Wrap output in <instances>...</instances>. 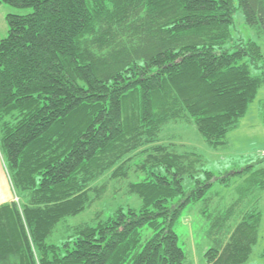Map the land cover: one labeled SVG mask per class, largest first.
<instances>
[{
  "label": "trees",
  "instance_id": "16d2710c",
  "mask_svg": "<svg viewBox=\"0 0 264 264\" xmlns=\"http://www.w3.org/2000/svg\"><path fill=\"white\" fill-rule=\"evenodd\" d=\"M0 1L27 10L0 40V150L18 198L0 206V264H187L175 224L231 175L161 134L186 122L217 148L240 125L264 54L232 25L240 10L264 34V0ZM252 169L234 172L244 194L264 189ZM131 171L135 201L72 223L102 198L98 181ZM210 207L207 264H246L261 211L241 195Z\"/></svg>",
  "mask_w": 264,
  "mask_h": 264
},
{
  "label": "rangeland",
  "instance_id": "374dc122",
  "mask_svg": "<svg viewBox=\"0 0 264 264\" xmlns=\"http://www.w3.org/2000/svg\"><path fill=\"white\" fill-rule=\"evenodd\" d=\"M25 12H27L26 9L16 8L0 1V40L8 34L7 15L9 13L22 14ZM232 30L236 39L244 38L256 41L264 54V34L259 35L256 29L248 26L240 10L235 13ZM1 134L0 126V138ZM161 139L165 143H175L180 149L195 150L201 155L205 168L212 171L216 176H222L226 173L231 175L228 181L214 184L209 194L211 197L210 202L201 201L188 206L176 222L174 229L179 235L180 246L186 252V263L207 264L204 254L212 246V242L208 235L209 220L203 213L205 204L211 206L210 210L216 206L224 208L231 205L241 195L243 206L256 207L263 216L260 239L254 246L251 258L246 264H264V189L251 190L252 192H250L254 193L253 195L250 193L244 194V191H241V186L244 183L245 175L234 173L235 171H241L247 165L253 166L252 171L264 170V85L260 87L255 99L250 103L240 125L228 133L225 144L217 148L212 147L193 124L190 125L186 122L166 126L161 134ZM4 169L9 182L12 184L5 164ZM131 180H138L133 171L130 172L129 178L122 181L109 180L108 177L98 181L95 186L105 190L102 198L96 200L83 215L71 218L72 223L81 219H93L98 212L102 211L101 214H105L120 204L135 201L137 198L129 195L127 190V185ZM191 182L186 178L184 186L187 190L191 187ZM18 194L20 193L18 192ZM14 197H16V194ZM209 209H207V212L210 211Z\"/></svg>",
  "mask_w": 264,
  "mask_h": 264
},
{
  "label": "crops",
  "instance_id": "0c3cea01",
  "mask_svg": "<svg viewBox=\"0 0 264 264\" xmlns=\"http://www.w3.org/2000/svg\"><path fill=\"white\" fill-rule=\"evenodd\" d=\"M14 199V192L4 169V159L0 150V206Z\"/></svg>",
  "mask_w": 264,
  "mask_h": 264
},
{
  "label": "built area",
  "instance_id": "2783aa9c",
  "mask_svg": "<svg viewBox=\"0 0 264 264\" xmlns=\"http://www.w3.org/2000/svg\"><path fill=\"white\" fill-rule=\"evenodd\" d=\"M15 200H17V197H14Z\"/></svg>",
  "mask_w": 264,
  "mask_h": 264
}]
</instances>
